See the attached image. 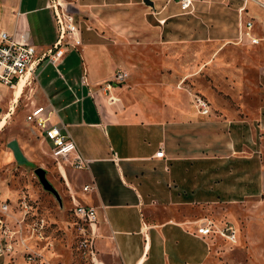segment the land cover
<instances>
[{
    "label": "crops",
    "instance_id": "crops-1",
    "mask_svg": "<svg viewBox=\"0 0 264 264\" xmlns=\"http://www.w3.org/2000/svg\"><path fill=\"white\" fill-rule=\"evenodd\" d=\"M52 1L0 0V31L33 45L39 57L57 38ZM58 1L87 17L77 24L81 44L66 48L56 67L42 59L34 61L19 92V84L11 90L0 83V122L4 120L0 131L28 88V110L41 106L50 111V122L63 124L78 150L89 159L85 170L64 165L58 171L61 168L68 185L65 166L75 172L74 176L82 171L83 182L75 194L76 201L95 209L96 221L91 224L95 264H204L210 257L212 240L195 234V227L204 218L218 222L227 210L226 205L218 208L220 202L230 205V182L223 185L218 178V164L222 159L230 161V152L243 150L230 139V122L243 121L200 115L185 106L164 108L159 119L155 110L142 106L145 98L136 91L129 93L126 86L113 89L120 105H105L99 92L93 101L80 82L84 75L86 84L95 87L110 80L119 69L116 67L123 65L119 53L111 52L113 46H121L109 40L122 41L124 35L132 34L137 45L165 42L162 29L172 16L169 11L176 5L178 14H192L194 0L188 11L181 10L176 0H150L151 6L142 0ZM169 3L172 6L167 8ZM220 3L228 4L230 10V40L260 45L259 57L264 58V0ZM150 15L158 24L149 20ZM243 20L252 22L251 32L259 38L258 44L240 39L239 22ZM218 38L206 40L212 43ZM75 65L79 73H75ZM259 78L264 79L260 73ZM122 101L128 103L122 105ZM65 110L63 121L58 113ZM257 114L255 122L260 123L263 106ZM159 147L163 158L153 156ZM84 184L90 189L81 191Z\"/></svg>",
    "mask_w": 264,
    "mask_h": 264
},
{
    "label": "rangeland",
    "instance_id": "rangeland-1",
    "mask_svg": "<svg viewBox=\"0 0 264 264\" xmlns=\"http://www.w3.org/2000/svg\"><path fill=\"white\" fill-rule=\"evenodd\" d=\"M226 3L194 0L193 13L187 15L178 14L174 5L162 29L165 42L137 45L132 34H127L122 41L111 39L109 43L121 46H113L111 52H118L123 61L116 68L128 74L126 91H136L145 98L142 106L155 110L159 119L164 108L185 106L196 111L193 98L199 96L209 106L206 116L243 121L234 125L230 122V139L243 150L230 152V161L222 159L218 164V178L223 185L230 182V205L220 202L218 208L226 205L227 210L218 222L213 220L219 227L230 224L235 241L229 243L217 234L208 236L212 250L204 264H264V115L260 123L255 122L259 107H264V79L259 78L264 58L259 57L260 45L230 40ZM171 6L169 3L167 8ZM67 10L77 24L87 18L84 12H73L69 5ZM155 17L160 19L159 15ZM149 20L158 24L152 15ZM213 36L219 38L207 42L206 38ZM74 70L80 71L76 65ZM27 94L28 88L0 131V205L7 204L6 213L0 211V220L10 231H17L13 255L0 258V264H27L26 254L33 256L35 264H91L79 245L80 222L72 213V198L77 200L75 191L83 182L82 171L74 176L75 172L65 166L69 185L66 183L61 168L58 171L49 155L48 144L25 121L31 100ZM126 103L122 101V105ZM65 112L58 113L63 121ZM36 167L45 171L58 200L42 188L33 173ZM23 199L30 205L25 214L19 206ZM36 221L43 224L40 230L34 225Z\"/></svg>",
    "mask_w": 264,
    "mask_h": 264
},
{
    "label": "built area",
    "instance_id": "built-area-1",
    "mask_svg": "<svg viewBox=\"0 0 264 264\" xmlns=\"http://www.w3.org/2000/svg\"><path fill=\"white\" fill-rule=\"evenodd\" d=\"M165 1L169 2L172 0ZM176 2L183 11H188L192 8V0H176ZM50 5L53 8L54 19L57 25V38L53 45L42 52L39 57L35 55L33 45L23 40H16L12 35L0 31V83L4 86L12 88L21 77L32 71L34 61L38 62L42 59L46 63L56 67L61 61L66 48L74 49L80 46L81 39L78 25L73 15L67 10V4L63 1L54 0ZM252 26L253 24L250 20L239 22L240 39L245 40L248 44L256 45L259 42V38L252 34ZM259 73L264 78V64L260 68ZM127 75L125 70L116 69L110 80L96 84L95 87H89L86 84L84 75L80 77V82L86 86V93L93 101L97 100V92H99L104 104L112 105L119 100L113 93V89L117 86H127L125 84ZM193 102L196 111L200 115H207L209 113V106L201 97L194 96ZM25 121L32 124L42 141L48 144L49 155L56 162L57 167L68 165L73 170H85L88 168L89 159L78 150L65 126L50 122V111L44 110L41 106H32L25 115ZM153 156L155 158H163L162 149L159 147ZM88 189L90 187L87 184L81 187V191ZM72 201V213L80 222V225L77 226V229L81 233L79 245L85 249L89 262L95 264L93 260L94 231L91 228V224H94L96 221L95 209L91 205L75 201L74 198H72ZM19 206L23 214L27 213L30 209V205L24 199L19 202ZM0 211L1 213H6L7 204L5 202L0 205ZM34 225H36V229L40 230L43 224L40 221H36ZM16 232L10 231L0 220V258L13 255ZM195 234L204 237L217 234L229 243L235 241L234 229L230 224L219 227L207 218H204L196 225ZM25 262L27 264H35L31 254H26Z\"/></svg>",
    "mask_w": 264,
    "mask_h": 264
},
{
    "label": "water",
    "instance_id": "water-1",
    "mask_svg": "<svg viewBox=\"0 0 264 264\" xmlns=\"http://www.w3.org/2000/svg\"><path fill=\"white\" fill-rule=\"evenodd\" d=\"M142 2L148 6L152 5V2L150 0H142ZM33 173L35 174V176H36L38 182L40 183V185L42 186V188L44 190L50 192L51 194H53V196L56 198V200H58V195H57L56 191L53 189L51 184L45 178V171L40 167H36L33 169ZM6 264H8V263H6Z\"/></svg>",
    "mask_w": 264,
    "mask_h": 264
},
{
    "label": "bare ground",
    "instance_id": "bare-ground-1",
    "mask_svg": "<svg viewBox=\"0 0 264 264\" xmlns=\"http://www.w3.org/2000/svg\"><path fill=\"white\" fill-rule=\"evenodd\" d=\"M27 75L28 74H26L24 77H21L15 84H14V86L12 87V89L16 86V85H18L19 84V87L17 88V90H18V92L19 91H21L22 90V88H23V86H24V81L26 80V78H27ZM4 124V120H2L1 122H0V128H1V126ZM63 171V170H62Z\"/></svg>",
    "mask_w": 264,
    "mask_h": 264
}]
</instances>
